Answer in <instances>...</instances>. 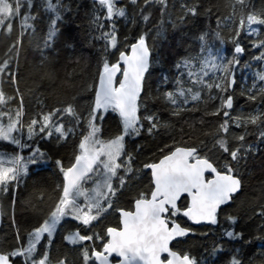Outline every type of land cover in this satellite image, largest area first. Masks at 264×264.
<instances>
[{"label":"snow or ice","instance_id":"1","mask_svg":"<svg viewBox=\"0 0 264 264\" xmlns=\"http://www.w3.org/2000/svg\"><path fill=\"white\" fill-rule=\"evenodd\" d=\"M26 2L31 9L33 0ZM22 3L23 0H0V32L11 36L14 27L20 29L0 62V141L14 146L12 151H0V193L12 196L13 210L16 192L30 174L29 166L44 168L52 160L41 148L40 141L55 138L60 142L69 135H78L79 139L67 163L61 158L55 160L56 174L62 180L58 179L51 188H33V199L40 203L47 201L42 219L22 235L13 218L14 242L0 248V264H53L50 245L66 217H71L78 224L75 230H68L63 235V240L80 246L83 264H113V259L115 264H212L205 257L197 259L189 251H174L169 244L174 238L187 237L193 232L191 226H185L187 222L194 225L220 224L222 206L232 201L234 194H238L243 186L241 161L246 163L247 154L256 149L252 144L244 146V133L233 136L235 146H232L230 126L242 127L245 131L249 126L264 127V112L254 110L233 116L230 110L234 103L235 69L239 67L240 55L245 52L240 37L244 32L255 34L264 27V7L257 9L250 0H231L226 5L229 14L216 17L217 27L224 22L229 29L227 40L232 45L231 55L221 48L214 51L209 44V32L202 31L196 37L200 44L198 56L178 57L171 66L174 78L165 73L157 84L154 99L168 106L171 117H180L185 111L200 110L199 107L190 109L188 105L191 103L204 105L203 116L219 119V123L205 130L204 135L211 137L213 148L225 157L224 161L202 155L203 140L189 146L188 141L192 140L189 136L188 141L183 142L184 146H178L176 141L165 144L149 157L150 162L133 167V153L125 154L127 138L139 136L143 131L152 135L161 127H170L146 103L145 87L153 64L156 37L150 45L149 33L143 30L151 22L153 6H156L160 16L155 25L156 36L163 35V17L168 11L169 0H127L133 9L132 24L136 25L139 18L142 25L137 35L125 36L123 42L116 19L128 18L127 5L118 6V0H95L99 8L94 4L88 35L83 39L90 44L100 40L104 43L98 49V79L86 82L82 88L90 95L94 92L87 103L86 113L78 112L71 101H63L60 106L50 109L41 107L26 121L18 63L13 67L9 55L15 48L18 61L23 36L28 29L35 30V15L26 11L21 18ZM42 3L45 12L51 13L44 35L45 48H49L57 39L56 25L64 7L61 0L55 3L42 0ZM201 7L199 0L191 3L181 0V14L177 19L183 23L189 16L195 18L200 15ZM204 14L211 15V6L204 8ZM173 27H176L174 22ZM211 35L219 39L221 45L224 44L218 31L213 30ZM66 40L70 41L66 45L68 48H74L79 42V38L74 36L66 37ZM251 47L259 52L251 60L264 62V39L257 37ZM76 62L79 63V58ZM245 67H250V63L246 62ZM68 75L71 77L72 73ZM5 83L12 86L11 95L4 89ZM244 94L251 102H264V64L254 71L252 86ZM75 99L72 97L73 101ZM109 110L115 114L116 132L102 138L103 122ZM66 116L75 123L70 122L66 126ZM204 122L202 117L199 123L203 125ZM81 124L84 125L82 130ZM191 127L195 130L194 124ZM180 132L183 133V128ZM259 138L264 142V131L260 132ZM146 170L151 173L149 184L135 194L127 209H116L118 223L100 231H91L94 223L111 210L114 198L131 176H139ZM259 201L253 215L259 217L264 226V186ZM181 214L186 218L183 223L179 221ZM224 221L229 226L221 227V236L228 241L242 240L243 233L233 227L238 217L226 214ZM206 235L201 233V236ZM223 247L224 243L214 244L210 254L215 255ZM165 253L167 258L162 255ZM54 264H67V258L58 257ZM226 264H243V261L233 255Z\"/></svg>","mask_w":264,"mask_h":264},{"label":"trees","instance_id":"2","mask_svg":"<svg viewBox=\"0 0 264 264\" xmlns=\"http://www.w3.org/2000/svg\"><path fill=\"white\" fill-rule=\"evenodd\" d=\"M53 3L56 0H52ZM181 0H169V8L165 13L163 20V35L156 36V22L160 19L158 7L153 6V18L143 30L148 32V43L153 44L155 39L154 59L145 87V97L148 108L157 112L162 121H167L170 127H161L154 134L149 135L146 131L141 132L139 136H131L126 140V153L132 152L135 157L133 167H140L143 163L150 162L149 157L162 148L165 144L177 142L178 146H184V141H188L191 136L192 140L188 141L191 146L197 140H203L204 146L202 155L207 154L213 160L219 159L224 161L225 157L220 154L219 150L213 148L211 137L205 136L207 129L214 128L218 123V118H209L203 116L205 110L204 105L199 106L189 104L188 107H199L198 111H185L180 117H171L167 105L161 101L154 99L156 96L157 84L160 83L159 77L167 73L174 78L172 64L181 56H198L200 52V44L196 39L200 32H209V44L215 51L216 48L226 50L227 55H231L232 45L228 42V27L224 26V22L217 27V16L228 15L226 5L231 0H199L202 5L200 15L195 18L188 17L181 23L177 17L181 14L179 4ZM193 2V0H189ZM257 9L264 7V0H250ZM64 7L61 19L57 22L58 35L53 46L45 48L44 35L48 30V24L51 19V13L45 12L42 0H33L31 9H29L26 0H23L21 9V18L26 11L36 16L35 30L28 29L23 36V42L19 47L18 61L17 50L15 48L9 53L12 57L13 67H17L18 63V80L20 91L24 95L25 121L34 113L44 109H50L54 106H60V102L71 101L78 112L86 113L87 103L94 95L82 91L86 82H92L98 79L96 72L97 59L99 57L98 49L103 46V40L95 43H88L83 39L88 35L90 20L93 14L95 0H61ZM127 5L128 18H117L116 26L119 30L121 42L125 36H135L141 31L142 21L136 25L132 24L133 9L128 5L127 0H118V6ZM211 6V15L204 14V8ZM99 8L98 4H95ZM102 16L103 13L101 12ZM173 22L176 27H173ZM231 25V21L227 22ZM151 30V31H149ZM218 31L224 39L221 45L220 40L211 35L212 31ZM20 29L15 28L11 36H5L0 32V62L4 59V51L7 46L17 35ZM74 36L79 38V42L74 48H68L66 45L70 41L66 37ZM257 37L264 39V27H261L257 33H242L240 39L245 52L240 55L239 67L235 69L236 83L234 86V103L230 110L233 116L238 113H248L249 111L259 110L264 112V102H251L247 100L245 90L252 86L254 71L264 62H253L251 58L259 55L257 49L251 47L253 40ZM118 51V50H117ZM79 58V63H77ZM160 60L157 63V60ZM246 62L250 63V67H245ZM72 75L69 77L68 73ZM211 79V77H209ZM185 79L187 76L185 75ZM259 83V82H257ZM171 87V84L168 85ZM5 91L9 95L12 94V86L7 83L3 84ZM163 90V89H161ZM151 93V95H149ZM72 97L76 99L73 101ZM218 103V101H217ZM144 113L142 112L141 115ZM107 119L103 122L102 138H108L115 134L117 121L115 114L109 110ZM203 117L204 124L199 123ZM74 124L75 121L70 117L64 118L67 126L69 123ZM195 125V130L192 125ZM81 124L80 128L83 129ZM147 124H145V129ZM183 128V133L180 129ZM264 127L249 126L247 131L244 128L230 126L229 139L232 141L234 135L245 134L244 146L252 144L256 151L247 154V162L241 161L240 173L243 178V186L234 194L232 201L222 206L220 211V221L218 225L200 224L194 225L187 222L185 226H191L193 232L187 237L176 238L171 243V248L183 252L189 251L193 256L200 259L205 257L212 264H226V262L236 255L237 259L243 261V264H264V226L261 224L259 217L253 215L255 206H258L261 188L264 186V142L259 138ZM82 134V131L80 132ZM39 140V137L36 138ZM79 136L69 135L65 140L57 142L55 138L51 140H41L40 146L51 157L52 160L44 168L30 167V174L25 178V182L18 188L15 196V205L13 210V199L11 195L0 193V208L2 222L0 225V248H6L14 242L15 229L11 227L13 218L19 228L21 234H25L26 230L42 219L46 211L47 201L40 203L32 198L34 187H54L58 179L57 169L55 168V160L61 158L65 163L71 158L73 149L78 143ZM0 141V150L12 151L14 146ZM139 145V148L137 147ZM232 146L235 142L232 141ZM27 155V152L24 153ZM244 153L242 152L241 155ZM158 158V157H157ZM32 173V174H31ZM150 171L146 170L139 174H133L126 185L120 190L112 204V208L108 211L98 223H94L91 231H100L108 225L115 226L119 220L117 208H128L129 202L135 194L144 189L150 182ZM35 182V184H34ZM88 186V185H87ZM35 206V207H34ZM226 214H232L238 217V222L233 226L235 231L243 233L242 240L228 241V238L221 236V227H227L224 221ZM180 222L186 221V218L179 217ZM78 222L66 217L58 226V230L54 233L53 241L50 245L51 257L53 263L58 257H66L67 264H83L80 256V246L68 244L63 240V235L68 230H75ZM201 233H207L201 236ZM86 234V233H82ZM46 242V241H45ZM90 242H85L88 244ZM99 242H97L98 244ZM216 243H224L223 249L219 250L215 255H211V249Z\"/></svg>","mask_w":264,"mask_h":264},{"label":"water","instance_id":"3","mask_svg":"<svg viewBox=\"0 0 264 264\" xmlns=\"http://www.w3.org/2000/svg\"><path fill=\"white\" fill-rule=\"evenodd\" d=\"M150 171V170H149ZM150 176H151V173H150ZM229 203V202H228ZM1 222H2V218H1V208H0V225H1ZM191 223V222H190ZM203 224V223H202ZM208 225H211V224H208ZM178 238H180V237H178ZM174 239H176V238H174ZM171 243H172V241H170V244H169V246L171 247ZM174 250V249H173ZM174 251H176V250H174ZM163 256H164V258H167V254L165 253V254H162ZM113 257H115V254H113ZM113 264H115V259H113Z\"/></svg>","mask_w":264,"mask_h":264},{"label":"rangeland","instance_id":"4","mask_svg":"<svg viewBox=\"0 0 264 264\" xmlns=\"http://www.w3.org/2000/svg\"><path fill=\"white\" fill-rule=\"evenodd\" d=\"M0 151H4V150H0ZM87 186V185H86ZM91 185H88L87 187H90ZM83 201L81 200V203H82ZM54 264V263H53Z\"/></svg>","mask_w":264,"mask_h":264},{"label":"bare ground","instance_id":"5","mask_svg":"<svg viewBox=\"0 0 264 264\" xmlns=\"http://www.w3.org/2000/svg\"><path fill=\"white\" fill-rule=\"evenodd\" d=\"M7 144V143H6ZM32 174V173H31Z\"/></svg>","mask_w":264,"mask_h":264}]
</instances>
